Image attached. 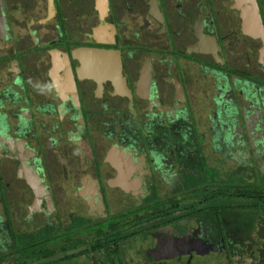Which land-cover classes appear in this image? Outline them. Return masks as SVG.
Listing matches in <instances>:
<instances>
[{
  "label": "flooded vegetation",
  "instance_id": "af4514ba",
  "mask_svg": "<svg viewBox=\"0 0 264 264\" xmlns=\"http://www.w3.org/2000/svg\"><path fill=\"white\" fill-rule=\"evenodd\" d=\"M14 1L0 0V82H4L0 86V211L21 223L29 220L23 225L29 229L25 235L39 233L20 247L78 230L90 243L99 239L112 250L101 253L100 264H104L103 259L123 263L121 257L108 255L118 254L124 228L132 229L129 234L138 233L136 225L141 219L146 222L149 215L166 213L140 215V205H145L149 193L154 196L150 201L157 200L162 191L170 195L187 177V157L183 161L181 153L177 157L176 151L170 154L175 163V168H170V155L164 153L172 150L171 144L179 145L184 136L193 137L201 128L220 136L229 134L235 142L261 141L264 150V115L252 99L242 98L248 95L246 89L242 90L244 84L253 89L250 94L257 100L264 97V81L258 76L260 72L264 75V0H254L262 39L259 32L251 35L240 30L239 13L246 10V1L235 5V0H121L133 17H138L143 8L136 32L146 29L150 37H161L164 47L160 51L172 57L170 65L161 68L154 64V51L148 45H138L129 55L118 49L119 25L117 28L107 21L114 15L111 11L118 1L105 0L104 7L103 0H89L93 22L76 25L80 27L73 35L81 37L76 41H69L63 34L61 6L65 2L52 0L48 15L44 0L43 15L30 13L23 29L15 32L6 16ZM17 1L13 9H24L27 0ZM68 1L69 8L81 4ZM221 8L225 10L220 14ZM194 9L198 11L192 14ZM223 15L227 17L221 18ZM50 19L54 21L53 31L45 30ZM94 27L97 38L91 35ZM80 47L111 49L115 53L87 49L77 53ZM114 59L123 89L105 69ZM97 64L101 65L98 72L92 67ZM188 68L196 75L191 76ZM251 70L253 78L248 77ZM213 81L214 87L218 84L223 89L211 87ZM216 92L221 102L212 104L210 96ZM192 93H196L198 103ZM227 102L232 108L229 119L220 112ZM196 109L203 118L195 113ZM174 119L175 134L168 136V123ZM201 120L202 126L198 127L196 123ZM157 122L162 126L159 136ZM163 144H170L169 148ZM207 145L214 149L212 144ZM238 148L242 150L243 146ZM156 186L166 188L158 192ZM59 192L63 198L75 200L76 210H60L58 203L54 205ZM112 208H117L115 213ZM60 212L73 219V225L62 227ZM12 225L5 223L10 234L15 227ZM197 225L192 234L203 231ZM146 230L152 245L145 252L156 264H182L191 252L203 251L207 244L219 251L217 240L222 241L221 235L190 237L181 228ZM64 244L63 249L67 247ZM88 250L89 264H95L90 247ZM41 252L38 249L33 253L35 258L20 263L39 264L35 261L57 253L43 256Z\"/></svg>",
  "mask_w": 264,
  "mask_h": 264
},
{
  "label": "rangeland",
  "instance_id": "374dc122",
  "mask_svg": "<svg viewBox=\"0 0 264 264\" xmlns=\"http://www.w3.org/2000/svg\"><path fill=\"white\" fill-rule=\"evenodd\" d=\"M9 1L11 0H8V2ZM115 1H118V3L113 5L112 9L114 10L111 11L114 15H110L108 13V15L112 18L107 21H109L112 26L117 28L119 25L116 32L118 49L129 55L134 52L135 48L138 49V45L145 44L151 47V50L154 51L152 53V58L154 59L156 67L161 68L165 64L170 65L172 57L169 54L160 51V48L163 46V42L160 41V36L152 38L149 36L146 29L142 33L136 32V27L139 25L138 19L143 17V8L139 9V15H137L138 17H133V15L129 13L127 14L124 7H122V3L120 4L121 0ZM61 2H65L61 6V11L64 15L63 19H61V22L64 24L63 34L69 41H76L75 39L80 40V36L75 37L73 35V33H75V31L80 27V25L78 27L76 25L81 24L82 22L89 24L93 22L92 13L88 9L89 0H75V2H79L81 4L71 5V8H69V5L67 4L69 2L68 0H60V3ZM14 3H18V1L15 0L11 3L10 12L7 13L6 16L8 17L9 27L15 30V32L23 29L21 26H23V22L29 17L30 13L37 17H41V15H43L45 5L44 0H27L24 9H13L16 5ZM9 4L10 3H7V6ZM219 5H221V7H225L222 4ZM173 6L175 5L173 4ZM224 10L225 9L223 8L219 9V13H224ZM27 11L30 12L25 14ZM197 11V9H194L190 12L195 14ZM223 17L226 18L227 15L221 16V18ZM45 24L49 27H46L45 30L50 31V28L52 30L51 26L54 24V21L50 19L47 20ZM149 25L152 26V24ZM226 30L227 28L225 26L224 31L226 32ZM253 59L254 57L251 56L250 62L254 61ZM253 71L254 70H251L252 73H249L250 75L248 77H254ZM189 72L191 76H193V74L196 75L192 69H189ZM258 76L264 81V75L261 72ZM2 81L0 82V86L4 85V82ZM245 89L248 93V95L246 94V99L250 98L255 104L259 105L258 107L264 115V103H262L264 101V97L263 100H257V97L250 94L253 89L248 87V84L243 85L242 90ZM188 90H191V88L188 87ZM193 90L194 89H192V91ZM195 97H197L196 93H192V99L198 103V98ZM4 105L6 106L5 103ZM0 111L2 110L0 109ZM195 113L199 116L202 115L199 109H196ZM201 118H203V115ZM174 121L175 119L169 121L168 123V129L166 130L168 131V136H173L175 134L176 123ZM160 124V122L156 123V125L159 126V128L156 127V136L160 135L157 134L158 131H161L160 128H162V126L160 127ZM187 125H189V120L187 121ZM196 125L201 127L202 120L196 123ZM200 131L202 133L199 134L195 131L196 134H194L193 137L189 135L184 136V138H182V142H179L182 145L179 144L174 146L171 144V149L173 151L170 149L165 150L166 153L164 154L166 156L173 154L174 151H176L177 155L175 154V157L178 156V153H181L184 155L183 161L185 157H187L185 159L187 162L194 161L197 157V160L199 159L201 164H198V169L195 171L194 176L184 178L183 184L180 185V188L172 190L170 195H166V193L162 191L157 200L150 201L154 198V196L149 193L150 196L147 197L149 198L147 199L148 201H145L144 206L140 205L141 212H139V214L149 215L154 211H166V213L164 215H156L155 217L153 215H149V219H147L148 221L146 222L144 219H141L138 225H136L139 231L138 233L129 234L132 229L124 228L122 233L123 240L122 243L119 242L121 248L120 250L118 249V254L108 255L113 258H116L117 256L122 258L123 263H116L115 260V264H156L155 261H152L153 263L150 261L151 258L149 257V253L147 256V253L145 252V249L152 245V240L150 239L151 236H149L148 233L145 234V232L148 231L146 229L154 228L161 231L163 227L166 226L181 228L182 232L186 233V235H189L190 237L198 236L210 238V236H214L217 238L220 237L219 235H222V241L220 242V240H217V244L220 246L219 251L215 250L214 246H212L213 248L211 249V247L207 244L206 247H203V251L198 252V250L195 249L196 251H194V253L191 252L189 259L182 262V264H264V208L253 209L251 207H247V205L254 203L253 198L255 197L253 196L238 197L235 195L227 196V193L224 195L212 193L213 190L217 188H227L231 192H233L234 189H244L249 191L259 190L264 192V154L261 153L262 149L260 147L262 142H251L254 145L253 148V146H250L246 142H240L238 139L236 143L243 146L242 151L244 152L246 159L241 160L242 158H237L241 157L239 154L240 152H237V157L234 156L233 162L230 163L228 159L222 157L223 155H221L224 151L231 149L226 146V143L230 142V138L228 136L222 139L212 138V146L220 152L217 153L215 149H212L207 145L209 144L207 143L208 139H206L208 138V134L201 128ZM183 144L185 146H191V150L186 153L185 146H183ZM165 145L163 144V147ZM168 145L165 146V148H169ZM223 147L227 149H224ZM234 148L235 146L231 151L233 153ZM255 151L258 154H256ZM254 154L257 155V158L252 156ZM193 155L194 159L191 158ZM236 158L240 161V163H237ZM172 160L173 157L170 155L168 163L171 165L173 164ZM247 160L250 161L248 162ZM238 164H241L242 167ZM163 172L168 171L163 170ZM185 174H187V172H185ZM165 188V186L164 188L162 186H156L158 192ZM8 190L10 191L9 187ZM63 195L64 194L60 192L57 194V200H55L54 205L56 206L58 203L57 207H60V210L61 208L69 211L76 210L73 204L75 203V200L70 197L63 198ZM181 195L184 197L180 198ZM166 198L168 199L166 200ZM257 204L264 205V198L262 197V199L257 200ZM119 208L120 207H118V209ZM112 210L115 213L117 208H112ZM73 214L74 213H72V215ZM59 215V223L62 227L66 225H73V219L70 220L69 217H65L63 212H60ZM4 217V214L0 211V222L2 223L0 226V264H14V262L24 259L18 251H16V248L24 245L26 242H30L33 238L38 237L39 233L29 237L28 235H25V231L29 232V229H25L23 227V225H27L29 220L26 223H21V221H17L15 218H10V216L7 218ZM37 219H39V217H37ZM6 221L8 224L12 223V227L15 225V227L12 228L13 230L11 234L8 227L6 228L5 226ZM82 223H74V226L81 225ZM196 225L197 227H200L201 225L203 227V231L200 233L195 232L193 235L192 230L196 227ZM217 225L220 227L219 229L216 228ZM137 228L135 227L134 229ZM79 232L80 231L78 230H70L67 233L63 232L61 235L48 240V242L45 240L41 243H36L35 248L42 250V252L47 248L55 251L58 248V245L65 246L64 242H66L67 247L62 249V251L58 249L59 252L56 250L57 253L52 254L49 258L46 257L44 259H38L37 261L34 259L35 263L89 264V256L87 255L89 250L87 251V247L91 248L93 241L90 243L91 241L85 239V235ZM60 238L62 241L58 242ZM50 242H53V244ZM87 242L88 245L86 244ZM128 245H130V247L126 248ZM75 246H77V248H75ZM73 248H75V250ZM200 249H202V246ZM103 251L104 250L102 249H100L99 253L97 251H91V259H93L95 264H100L98 260L102 258ZM21 252L22 254H28V256L30 255L29 252L26 253L24 250ZM25 259L30 260L32 258L27 257ZM103 263L113 264L106 262V259H103Z\"/></svg>",
  "mask_w": 264,
  "mask_h": 264
},
{
  "label": "water",
  "instance_id": "95a60500",
  "mask_svg": "<svg viewBox=\"0 0 264 264\" xmlns=\"http://www.w3.org/2000/svg\"><path fill=\"white\" fill-rule=\"evenodd\" d=\"M45 1H46L47 14L49 15L51 13L52 0H45ZM245 1H246V4L244 5V7H246V10H242L239 13L240 20H241L240 21V30H241L242 33H247V34H251V35H255V34H257L259 32L260 39H262V28H261V25H260V22H259L258 12H257L256 6H255L254 0H235V5H237L239 2H245ZM103 4H104V7H105V0H103ZM99 17H101L100 14H98V18ZM91 35L97 38V36H96L97 32L95 31V27L91 30ZM79 49H87L89 51L93 50V51L99 52V53H100V51H102V52H105V53H108V54H111V55L115 53L111 49L105 50V49H100V48H97V47H80V48L77 49V53H79ZM115 60L116 59H114L113 64H109L107 66V68H105V69L108 70V72L110 73V77L113 78V81L115 83L117 82V84L119 85V88L123 89L122 88V82H121L120 76L118 74V65H117L118 63H116ZM92 67L94 68V70H95V67H97V72H98V70H100L99 68H101V65L97 64V65L92 66ZM214 84H215V81H213V85H211V87L213 86V88H216V87H214ZM216 85H217L216 90L219 89V88L223 89V88H221L220 85H218V84H216ZM217 95H218V92H216L214 97L210 96L212 104L213 103L215 104L216 102H219V103L221 102V100H219L217 98ZM242 98H246V95L244 94ZM228 103L229 102H227L224 105V106H226V108H222L220 110V112L222 111L221 112L222 116H226V118L229 119L230 116H227V115L229 114V112H230V110L232 108L229 106ZM225 138H226V136H225Z\"/></svg>",
  "mask_w": 264,
  "mask_h": 264
},
{
  "label": "trees",
  "instance_id": "16d2710c",
  "mask_svg": "<svg viewBox=\"0 0 264 264\" xmlns=\"http://www.w3.org/2000/svg\"><path fill=\"white\" fill-rule=\"evenodd\" d=\"M224 189L225 188H217V189L213 190L212 193L213 194H222V195L227 193V196L235 195V196H238V197L253 196V197H255V198H253L254 199V203H251V204L247 205V207H251L253 209H262V208H264V205L257 204V200L262 199V197L264 198V192L263 191H259V190L249 191V190H244V189H241V190L240 189H234V191L231 192L227 188L225 190ZM220 232H221V229H220ZM35 244H36L35 242L30 243L29 245H27L28 248L27 247H17L16 251H18V253L21 255V257L24 258V259L27 258V257L28 258H35L36 256L33 255V253H36L38 251V248H35ZM92 244L93 245H92V247L90 249L93 250V251H99L100 250L99 248H101V247L98 246V245L103 246V250L104 251H112L111 249L106 248L100 242L99 239L94 240V242ZM63 248H64L63 246H60L59 249L62 250ZM22 250H24V252L26 251V253L29 252L30 255L28 256V254H26V255L22 254V252H21ZM51 252H56V250L53 251V250L47 248V249H44L43 252H41V255L45 256V255H47L48 253H51ZM17 263H20V261H16V264Z\"/></svg>",
  "mask_w": 264,
  "mask_h": 264
},
{
  "label": "crops",
  "instance_id": "0c3cea01",
  "mask_svg": "<svg viewBox=\"0 0 264 264\" xmlns=\"http://www.w3.org/2000/svg\"><path fill=\"white\" fill-rule=\"evenodd\" d=\"M219 122H221L222 124H225L224 122H223V120H221V121H219ZM209 125H210V123H209ZM225 125H227V124H225ZM188 126V125H187ZM200 133H202L201 131H199ZM205 133H207L208 134V138H206V139H208V141H207V143H209V145H211L212 144V138H216V139H218V138H225V136L227 137H229V134H224V135H222V136H220V135H218L217 133H215V134H211V133H209L208 131H206ZM194 136V135H193ZM258 137V136H257ZM235 137L234 138H232V140L230 139V142L229 143H226V146H227V148L229 147V148H231V149H228V151L226 150V151H224L221 155H223L222 157H224V158H226V159H228V161L231 163V162H233V158H234V156H236V155H238L237 154V152H240L239 154H240V156L241 157H237V158H242L241 160H244V159H246L245 158V156H244V152L242 151V150H240L239 148H238V146H240V145H238L236 142H235ZM250 143L251 142H249L248 144L250 145ZM235 146V148H234V153L233 152H231L232 151V149H233V147ZM191 146H185V150H186V153L189 151V150H191ZM224 149H227V148H225V147H223ZM215 149V148H214ZM240 150V151H239ZM216 152L217 153H220L219 151H217L216 150ZM256 152V151H255ZM261 153L262 154H264V150H262L261 151ZM256 154H258L257 152H256ZM195 155V154H194ZM253 157H256L257 158V155H252ZM236 158V159H237ZM201 159V158H200ZM199 160V159H198ZM197 160V157H196V160H194V161H191V162H187V164L184 166V171H186L187 172V177H192V176H194V173H195V171H197V169H198V164L200 165L201 164V161L199 160L198 161ZM248 162L250 161V160H247ZM254 161V160H253ZM229 163V164H230ZM237 163H240V161L237 159ZM243 164V163H242ZM239 165V164H238ZM240 167H242V165L240 164L239 165ZM175 168V163L173 162V164L171 165L170 164V168ZM244 168V167H243ZM264 168V167H263Z\"/></svg>",
  "mask_w": 264,
  "mask_h": 264
}]
</instances>
